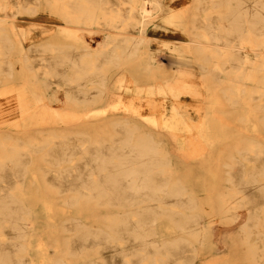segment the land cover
Here are the masks:
<instances>
[{"label":"bare ground","instance_id":"1","mask_svg":"<svg viewBox=\"0 0 264 264\" xmlns=\"http://www.w3.org/2000/svg\"><path fill=\"white\" fill-rule=\"evenodd\" d=\"M172 1L0 0V264H264V0Z\"/></svg>","mask_w":264,"mask_h":264},{"label":"rangeland","instance_id":"2","mask_svg":"<svg viewBox=\"0 0 264 264\" xmlns=\"http://www.w3.org/2000/svg\"><path fill=\"white\" fill-rule=\"evenodd\" d=\"M192 0H175L172 1L171 4L174 6H180L183 4H190ZM22 19L18 20L19 24L23 26H29L35 24V30L39 31L41 28L46 27L50 32L54 30V27H56V23H60L61 20L56 17L55 15L48 12V10L44 7L41 8L38 14L34 16L24 15L21 17ZM31 19H35V21H32ZM182 36V34H180ZM87 39L93 45L96 47L99 42L102 40V36L99 34H88ZM156 47H162L161 44H156ZM132 97V95H131ZM131 97H125L123 98L124 101L130 100ZM133 98V97H132ZM183 102H189L190 104L194 105V108H196L199 111H203V107L205 106V98L202 95L199 96H189L185 95ZM118 100V99H114ZM133 101L136 103L137 106L142 105V109L145 111L144 113L148 116L152 115L153 108L155 107V102L153 101V98H147L144 96V94H141V96L134 97ZM171 99H167V102L171 103ZM113 102V101H112ZM49 106L53 109H60L66 107V105L62 102H51L49 103ZM110 108V105H101L100 107ZM196 109L191 112V114L187 117H196L198 116V113ZM17 114H15L16 116ZM61 122V121H59ZM194 136H196V133L194 132ZM176 139L180 144L170 146L172 149V155L177 158L176 156H179V158H183L182 161L188 162L189 156H188V148L190 147V136L185 130H178V135L176 136ZM178 163L180 161H177ZM246 217V211L242 210L239 215L234 219H225L221 218L219 215L214 216L212 218V232H211V241H212V251L208 259H211L212 264H218L222 262L225 258V255L228 254L229 251V235L236 232L240 224L243 222V220Z\"/></svg>","mask_w":264,"mask_h":264}]
</instances>
